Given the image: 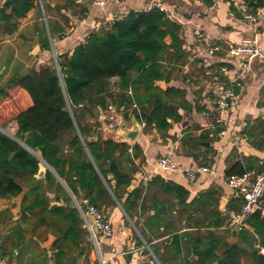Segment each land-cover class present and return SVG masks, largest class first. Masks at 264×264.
Masks as SVG:
<instances>
[{
  "label": "crops",
  "instance_id": "1",
  "mask_svg": "<svg viewBox=\"0 0 264 264\" xmlns=\"http://www.w3.org/2000/svg\"><path fill=\"white\" fill-rule=\"evenodd\" d=\"M5 1L0 0V6ZM97 1L39 0L19 20L14 33L0 38V91L17 75L57 63L61 54L71 53L91 32L122 18L130 10L160 3L168 17L182 25L188 54L170 82L161 80L156 84L184 89L188 107L177 108L179 118L169 119L171 125L167 130L155 124L147 127L141 119L143 109L136 104L126 117L116 109L112 114L99 112L98 129L105 139H125L126 131L134 127V118L145 124L129 143L132 147L138 145L139 150L134 155L130 149L133 161L126 165L127 169L134 168L128 190L141 193L138 208L130 215L110 188L114 203L104 209L113 226L111 237L95 241L84 221L86 231L81 247L61 260L55 244L57 237L49 234L45 239L29 237L11 260L0 251V264H190L189 261L197 259L192 252L195 236L214 230L229 243H236L240 240L238 230L245 227L249 240L258 246L248 223L241 228H227L226 220L215 228L211 213L218 210L227 219L230 209L241 207L242 199L230 185L231 177L238 174L228 173L235 164L243 165L247 171L264 168L261 125L264 123V58L254 59L242 74L238 62L228 53L232 45L252 31L236 6L243 1L261 15L257 31L264 49V4L253 9L246 0H107L104 6ZM200 34L206 35V42L198 41ZM214 43L220 50L210 53L209 46ZM230 87L239 95V103L221 109L217 101L222 91ZM208 99L213 102L208 103ZM86 120L97 121L95 117ZM258 124L259 147L249 133ZM10 125L15 131L18 129L16 120L6 128ZM161 155L172 156L186 172L160 169L157 160ZM188 171L195 172V179L189 178ZM158 177L163 181H156ZM164 182L172 185L170 191L179 188L182 196L165 191ZM62 183L78 201L63 180ZM49 197L52 203L60 204L55 201L54 192H49ZM22 198L23 194L0 196V211L10 209L13 215L6 224H0V244L20 217ZM259 206L264 213V194Z\"/></svg>",
  "mask_w": 264,
  "mask_h": 264
},
{
  "label": "trees",
  "instance_id": "2",
  "mask_svg": "<svg viewBox=\"0 0 264 264\" xmlns=\"http://www.w3.org/2000/svg\"><path fill=\"white\" fill-rule=\"evenodd\" d=\"M38 1L6 0L0 6V38L14 33L19 20ZM246 1L253 9L264 4V0ZM187 54L182 25L164 11L156 6L130 10L91 32L71 53L61 54L58 67L54 62L44 64L7 83L0 91V196L23 194V198L20 217L1 241L2 256L11 260L29 237L45 239L49 234L57 237L59 260L81 247L84 219L78 207L72 206L74 199L62 180L78 201L88 198L104 212V207L114 203L111 188L132 215L141 193L128 190L134 168L126 165L133 161L130 149L136 155L139 148L103 138L98 129L99 112L112 114L116 109L126 117L136 104L143 109L141 119L147 127L155 124L167 130L169 119L179 118L177 108L188 107L186 91L174 86L162 88L156 82H170ZM88 117L97 121L87 122ZM14 120L18 129L11 135L6 127ZM249 133L259 147V124ZM42 160L51 168L44 178L37 179ZM246 172L239 163L228 171L230 175ZM157 180L163 181L161 177ZM163 188L173 196L183 194L175 187L170 191L172 185L166 182ZM49 192L55 193L60 204L52 203ZM212 215L215 228L227 220L218 210ZM12 217L10 209L0 211V224ZM247 223L258 246L249 240L246 227L238 230L240 240L236 243L212 230L193 238L192 252L197 259L189 263L264 264L263 208L252 212Z\"/></svg>",
  "mask_w": 264,
  "mask_h": 264
},
{
  "label": "built area",
  "instance_id": "3",
  "mask_svg": "<svg viewBox=\"0 0 264 264\" xmlns=\"http://www.w3.org/2000/svg\"><path fill=\"white\" fill-rule=\"evenodd\" d=\"M107 0H99L97 4L104 6ZM158 7L161 11H164V7L160 3L150 5L146 10L153 7ZM236 6L240 10L242 19L252 29L251 32L244 35L240 42L232 45L228 53L234 58L242 69V74L245 73L250 67L251 62L256 58H264V49L262 42L257 31L261 15L257 11H253L245 2L236 3ZM198 41L204 43L207 41L205 34H200ZM220 50V46L213 44L209 46V52L214 53ZM224 70V69H223ZM237 85L242 86L240 81H237ZM211 99H208V103H212ZM218 106L221 109H227L230 107H236L239 103V95L233 88H227L220 94L217 101ZM248 123L245 122V125ZM143 123L141 126H144ZM226 131L222 132L225 135ZM247 138V136H246ZM157 164L160 169L164 171L178 172L185 171L186 169L177 163L170 155H161L158 157ZM188 176L191 179H195V172L188 171ZM230 185L237 189L238 194L242 199L241 208L231 209L227 214V221L225 226L227 228H241L247 226V218L253 212L254 207L260 203V200L264 194V168L260 171L249 170L243 175H234L230 179ZM76 201L78 209L80 210L84 221L87 224L95 241L98 238H108L113 235V226L111 224L108 214L97 206L92 204L88 198H83L80 201ZM261 253L264 255V248L261 249Z\"/></svg>",
  "mask_w": 264,
  "mask_h": 264
},
{
  "label": "water",
  "instance_id": "4",
  "mask_svg": "<svg viewBox=\"0 0 264 264\" xmlns=\"http://www.w3.org/2000/svg\"><path fill=\"white\" fill-rule=\"evenodd\" d=\"M86 1L87 0H80V2H82V3H85ZM56 66L58 67L57 63H56ZM134 120H135L134 121V127L132 129L126 131L125 139H121V137H119L121 140L119 138H115L116 141L126 142L128 144L132 143L134 141V139L136 138L137 134L139 133V131H140L141 127H142L140 121H137L135 118H134ZM123 127H125V125H123ZM7 133H9V132L7 131ZM11 135H13V134H11ZM111 139H113V138H111ZM48 168H51V167L45 162V160H42L41 163H40L39 171L36 174V177L39 178V179L44 178ZM75 200L72 203V206L78 207ZM258 208H260L259 204H257L254 207L253 212L256 211ZM213 264H217V263L215 262Z\"/></svg>",
  "mask_w": 264,
  "mask_h": 264
},
{
  "label": "rangeland",
  "instance_id": "5",
  "mask_svg": "<svg viewBox=\"0 0 264 264\" xmlns=\"http://www.w3.org/2000/svg\"><path fill=\"white\" fill-rule=\"evenodd\" d=\"M12 127H13V126L10 125L8 128H6V131H8L10 134L15 135L16 131H15V129H13Z\"/></svg>",
  "mask_w": 264,
  "mask_h": 264
}]
</instances>
